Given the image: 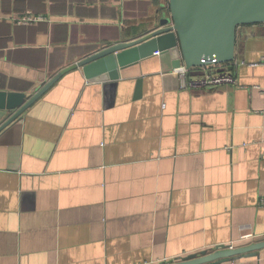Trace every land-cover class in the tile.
<instances>
[{
  "label": "crops",
  "instance_id": "1",
  "mask_svg": "<svg viewBox=\"0 0 264 264\" xmlns=\"http://www.w3.org/2000/svg\"><path fill=\"white\" fill-rule=\"evenodd\" d=\"M167 1L0 0V91L34 95L153 30ZM26 14L45 21L13 22ZM178 58L108 82L68 70L0 131V264H167L264 241V25L237 29L233 84L180 89ZM220 264H264V248Z\"/></svg>",
  "mask_w": 264,
  "mask_h": 264
},
{
  "label": "water",
  "instance_id": "2",
  "mask_svg": "<svg viewBox=\"0 0 264 264\" xmlns=\"http://www.w3.org/2000/svg\"><path fill=\"white\" fill-rule=\"evenodd\" d=\"M264 24V0H168V14L157 27L128 42L103 47L61 71L32 96L0 91V113L8 118L0 131L44 94L66 71L81 69L86 80L115 81L118 70L139 60L176 51L175 69H200L210 65L227 66L234 61L237 29ZM226 69L230 71L231 66ZM264 248V241L235 248L216 247L212 253L202 251L167 264H220Z\"/></svg>",
  "mask_w": 264,
  "mask_h": 264
},
{
  "label": "built area",
  "instance_id": "3",
  "mask_svg": "<svg viewBox=\"0 0 264 264\" xmlns=\"http://www.w3.org/2000/svg\"><path fill=\"white\" fill-rule=\"evenodd\" d=\"M45 19L42 16L35 15H23L18 18L13 19V22L16 25L20 26H29L37 23L44 22ZM155 55L158 52L154 53ZM227 66H224L225 73L223 75L218 74H203L202 76H192V71L195 69H186L184 65H181L174 70V74L177 76L179 81L180 89H191V88H213L220 84H233L235 82L230 72L226 69ZM204 71L203 69H199ZM254 238L251 234H245L241 237L243 240H248ZM227 248H234L233 245H229Z\"/></svg>",
  "mask_w": 264,
  "mask_h": 264
},
{
  "label": "rangeland",
  "instance_id": "4",
  "mask_svg": "<svg viewBox=\"0 0 264 264\" xmlns=\"http://www.w3.org/2000/svg\"><path fill=\"white\" fill-rule=\"evenodd\" d=\"M168 3V1H167ZM264 25V24H263ZM203 69L204 71H200L199 69H195L192 71V76H202L203 74H218V75H223L225 73L224 71V66H217V65H210L205 68H200Z\"/></svg>",
  "mask_w": 264,
  "mask_h": 264
}]
</instances>
